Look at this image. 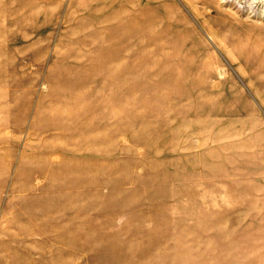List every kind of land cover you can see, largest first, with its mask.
<instances>
[{
    "label": "rangeland",
    "instance_id": "rangeland-1",
    "mask_svg": "<svg viewBox=\"0 0 264 264\" xmlns=\"http://www.w3.org/2000/svg\"><path fill=\"white\" fill-rule=\"evenodd\" d=\"M0 264H264V0H0Z\"/></svg>",
    "mask_w": 264,
    "mask_h": 264
}]
</instances>
